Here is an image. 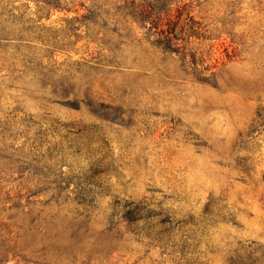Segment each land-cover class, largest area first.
Returning <instances> with one entry per match:
<instances>
[{"label":"rangeland","instance_id":"obj_1","mask_svg":"<svg viewBox=\"0 0 264 264\" xmlns=\"http://www.w3.org/2000/svg\"><path fill=\"white\" fill-rule=\"evenodd\" d=\"M49 1L5 10L0 264H264V0Z\"/></svg>","mask_w":264,"mask_h":264},{"label":"trees","instance_id":"obj_2","mask_svg":"<svg viewBox=\"0 0 264 264\" xmlns=\"http://www.w3.org/2000/svg\"><path fill=\"white\" fill-rule=\"evenodd\" d=\"M8 0H4L0 2V5L2 6L0 8V42L2 41H9L12 39H16L17 41H20L22 39V31H24L23 27H21L17 32L14 31V29L11 27L13 24L12 19L13 15L11 11H5L8 8L7 5ZM37 2V0H34ZM42 7L40 8L41 12L44 13V18L49 17V14L51 11L55 10H63L61 6L57 4L55 1H49V0H44L42 2ZM7 13L8 16L5 15ZM142 19L144 20L145 16L147 13L143 12L140 13ZM40 19V18H39ZM20 24H22V20L19 19Z\"/></svg>","mask_w":264,"mask_h":264}]
</instances>
